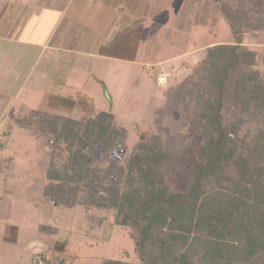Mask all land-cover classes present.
Masks as SVG:
<instances>
[{"label":"trees","instance_id":"obj_1","mask_svg":"<svg viewBox=\"0 0 264 264\" xmlns=\"http://www.w3.org/2000/svg\"><path fill=\"white\" fill-rule=\"evenodd\" d=\"M222 2L236 44L225 57L226 47H217V54L209 50L203 70L217 68L213 95L201 102L196 84L191 93L202 107L193 123L205 141L195 165L142 141L124 168L111 163L118 175L105 180L103 156L120 157L117 137L126 132L113 112L74 119L31 110L21 123L52 138L44 195L56 207L104 208L114 213L116 225L128 228L139 261L101 264H264V75L252 69L255 55L239 45L245 29H264V14L256 18L245 5ZM225 109L231 113L228 128ZM175 175L188 178L182 190L169 181ZM81 190L90 196L78 197ZM46 264L58 263L50 258Z\"/></svg>","mask_w":264,"mask_h":264},{"label":"rangeland","instance_id":"obj_2","mask_svg":"<svg viewBox=\"0 0 264 264\" xmlns=\"http://www.w3.org/2000/svg\"><path fill=\"white\" fill-rule=\"evenodd\" d=\"M220 1L152 0L149 21L153 36L149 39L148 51H151L150 61L153 64H136L130 67L125 64L121 67L124 71L113 75L115 77L111 82L109 80L111 91L105 90L101 82L86 75L87 85L91 88L86 87V91L92 95L96 93L92 98H85L87 101L91 99L89 105L95 100L98 109L113 112L117 127L122 126L126 131L124 136L120 134L117 137L120 157L116 158L112 154L103 156V166L108 169L105 180L118 175L116 169L111 170V163L115 162L116 168H124L131 151L142 141L168 148L189 167L203 159L205 141L193 123L198 109L202 107H198V97L191 93H194L196 84L197 88L203 90L201 102L206 101L208 94L213 95L216 84L212 80L217 68L211 72L203 70L205 62L208 63L211 59L209 50L217 54V47H226L222 51L225 57L229 56L231 46L236 44L232 25L225 16ZM222 1L232 8L245 5L256 18L264 14V0ZM240 36V51L254 54L252 69L259 70L264 75V29H245ZM197 48L204 51L192 55L190 51ZM193 57L199 61L194 67H190ZM167 58L172 60L164 67L156 65L158 60ZM90 65L95 67L93 61ZM220 66L221 62L218 63V72ZM161 69L167 72H160ZM176 81L179 82L174 84ZM106 91L109 96L111 92L113 98H108ZM18 111L23 113L21 107ZM96 111L89 112L91 114L86 111L75 112L67 114V117L84 119ZM224 114L228 128L230 110L225 109ZM10 119L8 126L0 123V171H9L0 174V203L2 201L5 206L4 203L13 200L8 218L5 216L0 219V264H36V255L44 251L34 252L32 260H29L33 251V247L29 248V241L40 238L45 242L53 240L56 247L61 245V249L68 252L66 257L59 254L60 258L65 259L63 264H101L105 259L138 262L128 228L116 225L113 212L94 206L60 208L44 196L43 186L46 181L38 176L42 172L38 168L46 169L52 138L41 135L33 128L25 130L18 126L17 124L21 125L28 119L25 116L15 114ZM7 137L13 139L9 142ZM6 158L13 159L14 164L7 162ZM110 171L113 173L109 176ZM175 176H171L169 181L182 190L188 178ZM4 187L13 189L14 194L6 196ZM79 195L86 198L90 196L84 190L78 192V197ZM47 201L48 204L45 203ZM102 218L104 219L100 224L99 220ZM6 221L19 228L18 241L9 240L11 235L6 231ZM40 226L47 228L40 229ZM52 253L57 254L55 251H48L45 255L50 257Z\"/></svg>","mask_w":264,"mask_h":264},{"label":"crops","instance_id":"obj_3","mask_svg":"<svg viewBox=\"0 0 264 264\" xmlns=\"http://www.w3.org/2000/svg\"><path fill=\"white\" fill-rule=\"evenodd\" d=\"M136 1L0 0V123L8 126L11 116H25L31 110L65 116L103 110L95 106V100L89 105L91 99H85L96 95L86 91V87L90 88L86 75L111 91L109 80L124 71L121 67L125 64H153L148 51L153 36L149 21L152 0ZM200 49L190 52L194 55L204 51ZM198 58L193 57L189 66L194 67ZM169 60L172 59L158 60L156 65L162 68ZM91 61L95 67L90 65ZM110 96L113 98L111 92ZM18 107L23 113H19ZM7 138L9 142L13 139ZM6 159L14 164L13 159ZM38 169L42 171L38 176L44 181L45 168ZM3 191L9 197L14 194L13 189L6 187ZM11 202L3 206L1 201L0 219L8 218ZM5 225L11 235L9 240L18 241L19 228L7 221ZM29 242V248L33 247L29 260L38 250L43 254L55 251L57 254L52 253L50 258L61 253L62 257L68 255L53 240L45 242L40 238Z\"/></svg>","mask_w":264,"mask_h":264},{"label":"built area","instance_id":"obj_4","mask_svg":"<svg viewBox=\"0 0 264 264\" xmlns=\"http://www.w3.org/2000/svg\"><path fill=\"white\" fill-rule=\"evenodd\" d=\"M160 81H163L162 78H160ZM50 257L45 256L43 253L36 255V264H46L47 260H49ZM56 263L63 264V262H60V260H56Z\"/></svg>","mask_w":264,"mask_h":264},{"label":"water","instance_id":"obj_5","mask_svg":"<svg viewBox=\"0 0 264 264\" xmlns=\"http://www.w3.org/2000/svg\"><path fill=\"white\" fill-rule=\"evenodd\" d=\"M104 89L106 90V86H104ZM106 94L108 95V98H110L109 93L106 91Z\"/></svg>","mask_w":264,"mask_h":264}]
</instances>
